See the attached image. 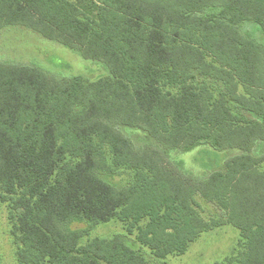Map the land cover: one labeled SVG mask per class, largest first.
Here are the masks:
<instances>
[{
    "label": "trees",
    "instance_id": "1",
    "mask_svg": "<svg viewBox=\"0 0 264 264\" xmlns=\"http://www.w3.org/2000/svg\"><path fill=\"white\" fill-rule=\"evenodd\" d=\"M81 4L0 0V29L25 27L107 72L56 78L0 62V202L16 264H159L223 223L239 231V264H264V0ZM199 147L235 152L199 177L171 160ZM117 175L128 181L105 179ZM112 219L123 233L89 237Z\"/></svg>",
    "mask_w": 264,
    "mask_h": 264
},
{
    "label": "rangeland",
    "instance_id": "2",
    "mask_svg": "<svg viewBox=\"0 0 264 264\" xmlns=\"http://www.w3.org/2000/svg\"><path fill=\"white\" fill-rule=\"evenodd\" d=\"M90 2L91 0H82L81 5L83 8L88 7ZM245 28L250 30L257 40L262 41V35L256 25L247 23ZM0 62L37 66L56 78L83 75L90 79H97L107 74L105 66L101 62L85 59L75 51L17 25L0 29ZM120 129L137 146L152 142V139L141 129L124 126H120ZM234 152L231 149L218 152L208 147H199L184 155L178 151L172 152L171 160L181 159L184 162V169H188L192 175L199 177L202 175L205 165H221ZM105 179L117 186H122L128 181L125 175H117L113 179L105 177ZM197 201L205 218L214 217V219L223 220L222 213L218 209L200 198ZM8 212L7 203L0 202V264H16V245L11 234ZM71 227L83 229L87 227V221L72 222ZM123 232L122 224L118 220L112 219L91 228L89 237H111ZM239 238L238 229L230 223L215 225L202 232L183 254L168 256L164 261L158 263L239 264L244 252V247L239 245ZM128 244L140 250L147 259H152L149 249L138 247L137 243L130 239Z\"/></svg>",
    "mask_w": 264,
    "mask_h": 264
}]
</instances>
